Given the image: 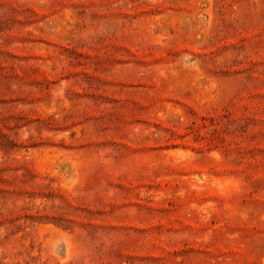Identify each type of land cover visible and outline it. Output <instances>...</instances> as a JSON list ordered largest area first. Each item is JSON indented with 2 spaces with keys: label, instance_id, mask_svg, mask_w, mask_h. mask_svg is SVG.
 I'll use <instances>...</instances> for the list:
<instances>
[{
  "label": "rangeland",
  "instance_id": "rangeland-1",
  "mask_svg": "<svg viewBox=\"0 0 264 264\" xmlns=\"http://www.w3.org/2000/svg\"><path fill=\"white\" fill-rule=\"evenodd\" d=\"M0 264H264V0H0Z\"/></svg>",
  "mask_w": 264,
  "mask_h": 264
}]
</instances>
